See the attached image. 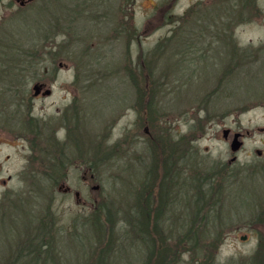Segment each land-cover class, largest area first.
<instances>
[{
    "label": "rangeland",
    "instance_id": "rangeland-1",
    "mask_svg": "<svg viewBox=\"0 0 264 264\" xmlns=\"http://www.w3.org/2000/svg\"><path fill=\"white\" fill-rule=\"evenodd\" d=\"M0 264H264V0H0Z\"/></svg>",
    "mask_w": 264,
    "mask_h": 264
},
{
    "label": "flooded vegetation",
    "instance_id": "flooded-vegetation-1",
    "mask_svg": "<svg viewBox=\"0 0 264 264\" xmlns=\"http://www.w3.org/2000/svg\"><path fill=\"white\" fill-rule=\"evenodd\" d=\"M28 3V2H27ZM26 3V4H27ZM61 66L63 65L62 63L60 64ZM133 82V81H132ZM134 83V82H133ZM41 86L40 87V89L39 90H35L34 89V87L35 86ZM72 85H77V82H74ZM134 85L136 86V83H134ZM53 87H54V84L53 83H51V84H48V83H45V82H37V83H35L34 84V86H33V89H34V94H33V97L31 98L30 96H28V95H23L20 91H18L19 90V88L17 89V92H16V94H17V96L19 97L18 98V100H19V106H21L22 108H23V110H24V112H26L27 114L28 113H30L31 114V116L34 114V100H38V99H41V98H46V97H50V96H52L53 95V93H54V91H53ZM71 91H73V94L74 95H77L78 94V91H79V88L77 87H74V88H72L71 89ZM65 110H67V112H66V115L68 114V109H65ZM57 111H59V109H57ZM64 111V110H63ZM120 114V113H119ZM121 115V114H120ZM119 115V116H120ZM72 129L71 130H73V129H75L76 127L74 126V127H71ZM77 128H78V126H77ZM124 130V132H125V134H129V132H130V129L128 130V125L123 129ZM226 129H224L223 130V136H224V131H225ZM236 133H238V132H236ZM239 133H241V132H239ZM231 134V130H230V132H229V134H228V136L227 137H225L224 136V138L225 139H227L228 137H229V135ZM234 135H235V133L233 134V137H234ZM241 138H243V134L241 133V137H240V139L239 140H241L242 142H243V140L241 139ZM232 140H233V138H232ZM232 142V141H231ZM243 145V144H242ZM235 158V157H234ZM76 164H78V163H76ZM91 177L93 178V175H91ZM86 179V178H85ZM5 183V182H4ZM98 188V187H97ZM96 188V189H97ZM72 191V189H70L69 191H67V192H64V193H70ZM79 193V192H78ZM75 195H76V197L77 198H79L80 197V193H79V195H77V192L75 193Z\"/></svg>",
    "mask_w": 264,
    "mask_h": 264
},
{
    "label": "trees",
    "instance_id": "trees-1",
    "mask_svg": "<svg viewBox=\"0 0 264 264\" xmlns=\"http://www.w3.org/2000/svg\"><path fill=\"white\" fill-rule=\"evenodd\" d=\"M199 180H200V182H199V193H200V196H202L201 198H203V197L207 198L209 196H213L215 194V191L212 192V190L210 188L212 178H202ZM209 192L211 194H209ZM150 212H151V210L149 209V211L147 212V216L143 217L144 221H142V218H141L140 222L138 221V223L132 224L134 231H140L141 230V232L150 233L149 232L150 227H148L149 223L146 221V218H149V216H150V214H149ZM139 213L142 214L141 212H139ZM153 228H156V227L153 226ZM151 231H152V229H151Z\"/></svg>",
    "mask_w": 264,
    "mask_h": 264
},
{
    "label": "water",
    "instance_id": "water-1",
    "mask_svg": "<svg viewBox=\"0 0 264 264\" xmlns=\"http://www.w3.org/2000/svg\"><path fill=\"white\" fill-rule=\"evenodd\" d=\"M17 2H19L20 3V5H22V6H24L27 2H30V1H32V0H16ZM40 87L41 86H35L34 87V89L35 90H39L40 89ZM229 132H230V129H226L225 131H224V136L225 137H227L228 136V134H229ZM240 137H241V133H235V135H234V137H233V140H232V142H231V144H230V147H231V150L233 151V152H237L240 148H241V146H242V144H243V142L241 141V140H239L240 139ZM257 153L258 154H261V151H257ZM97 188V187H96ZM71 188L69 187V186H66L65 184H62L60 187H59V190H62L63 192H67V191H69ZM77 195H79V193L77 192ZM246 237H242V239L244 240Z\"/></svg>",
    "mask_w": 264,
    "mask_h": 264
}]
</instances>
